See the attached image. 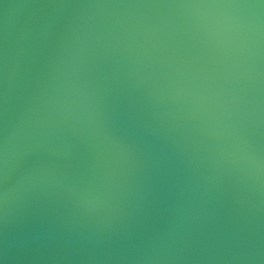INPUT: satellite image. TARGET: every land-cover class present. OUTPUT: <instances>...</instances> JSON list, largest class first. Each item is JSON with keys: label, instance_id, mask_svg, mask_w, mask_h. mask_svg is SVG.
<instances>
[{"label": "water", "instance_id": "water-1", "mask_svg": "<svg viewBox=\"0 0 264 264\" xmlns=\"http://www.w3.org/2000/svg\"><path fill=\"white\" fill-rule=\"evenodd\" d=\"M0 264H264V0H0Z\"/></svg>", "mask_w": 264, "mask_h": 264}, {"label": "bare ground", "instance_id": "bare-ground-1", "mask_svg": "<svg viewBox=\"0 0 264 264\" xmlns=\"http://www.w3.org/2000/svg\"><path fill=\"white\" fill-rule=\"evenodd\" d=\"M97 158V148L92 146L85 154V166L90 167L93 169L94 162ZM83 171L85 167L82 168Z\"/></svg>", "mask_w": 264, "mask_h": 264}]
</instances>
